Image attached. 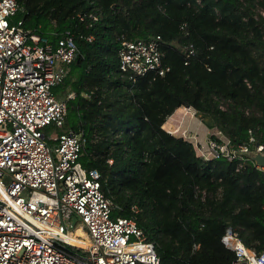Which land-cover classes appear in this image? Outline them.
I'll use <instances>...</instances> for the list:
<instances>
[{"label":"trees","instance_id":"obj_1","mask_svg":"<svg viewBox=\"0 0 264 264\" xmlns=\"http://www.w3.org/2000/svg\"><path fill=\"white\" fill-rule=\"evenodd\" d=\"M17 2L23 11L12 18L25 28L53 44L65 31L75 36L77 57L53 89L74 93L64 129L83 132L82 165L99 171L115 214L134 217L154 242L158 264H230L234 253L221 241L227 227L261 251L264 170L205 161L162 125L176 108L191 106L233 143L248 128L264 132V15L257 12L264 0ZM154 35L169 70L132 81L118 67L120 41Z\"/></svg>","mask_w":264,"mask_h":264},{"label":"built area","instance_id":"obj_2","mask_svg":"<svg viewBox=\"0 0 264 264\" xmlns=\"http://www.w3.org/2000/svg\"><path fill=\"white\" fill-rule=\"evenodd\" d=\"M18 11L17 0H0V264H158L154 242L134 217L115 214L99 171L82 165L83 132L44 131L65 123L66 103L53 89L77 57L75 36L65 31L53 44L21 18L14 20ZM159 46V35L121 39L119 70L132 81L148 72L163 75L169 67ZM182 107L190 117L163 128L188 141L197 157L264 170L253 159L264 155V132L248 128L245 139L233 143L221 129H209L193 107ZM77 227L83 244L66 239ZM221 241L234 253L230 264H264V246L255 251L231 227Z\"/></svg>","mask_w":264,"mask_h":264},{"label":"bare ground","instance_id":"obj_3","mask_svg":"<svg viewBox=\"0 0 264 264\" xmlns=\"http://www.w3.org/2000/svg\"><path fill=\"white\" fill-rule=\"evenodd\" d=\"M172 114L173 115H171L170 117H168L165 120V122L162 125L163 127H165V128L171 127V125H169L168 123H166V121L168 122V120H169V122H172L173 123L174 120L177 119V118H179V117L180 118H182V117H190V115L188 114V112L182 106L176 108L175 112L172 113ZM80 233L82 234L83 231H82V229L80 227H77V229L74 231V234L72 233L73 235L72 234L66 235V239L69 242L73 243V244H78V243L83 244L85 242L82 239H76L77 238L76 235L77 234H80Z\"/></svg>","mask_w":264,"mask_h":264},{"label":"rangeland","instance_id":"obj_4","mask_svg":"<svg viewBox=\"0 0 264 264\" xmlns=\"http://www.w3.org/2000/svg\"><path fill=\"white\" fill-rule=\"evenodd\" d=\"M263 10L262 9H259V10H257V12L259 13V14H261V15H264V13H261ZM61 94H59L58 93V97L59 98H63V96H60ZM174 113V112H173ZM173 115V114H172ZM171 116V115H170ZM197 116H198V118H200L201 119V116L197 113ZM170 119V118H169ZM166 123H168L169 125H173V123L172 122H169V120H168V122L166 121ZM201 127H203V125H200ZM163 127V126H162ZM63 130H65L64 128H66V126L64 125L63 127H61ZM46 132H48L49 130H50V128L49 127H46L45 129H44ZM58 130V129H57ZM72 234V233H71ZM73 235V234H72ZM76 239H79V238H76Z\"/></svg>","mask_w":264,"mask_h":264},{"label":"water","instance_id":"obj_5","mask_svg":"<svg viewBox=\"0 0 264 264\" xmlns=\"http://www.w3.org/2000/svg\"><path fill=\"white\" fill-rule=\"evenodd\" d=\"M253 159L256 161L257 164L264 166V155L258 153L253 156Z\"/></svg>","mask_w":264,"mask_h":264},{"label":"crops","instance_id":"obj_6","mask_svg":"<svg viewBox=\"0 0 264 264\" xmlns=\"http://www.w3.org/2000/svg\"><path fill=\"white\" fill-rule=\"evenodd\" d=\"M54 93H55V92H54ZM70 94H72L71 97H73V95H74L73 91H70V92L64 93L65 96H63V98H59L58 95H56V94H55V95H56L57 98H59L60 100H63V101L66 102V99L71 98V97L69 96ZM60 96H61V95H60ZM68 96H69V97H68ZM164 128H165V127H164Z\"/></svg>","mask_w":264,"mask_h":264}]
</instances>
